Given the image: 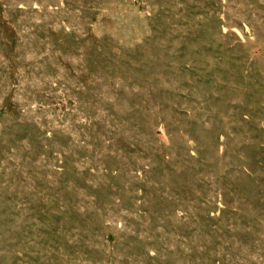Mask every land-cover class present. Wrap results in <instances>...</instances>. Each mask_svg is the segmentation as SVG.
<instances>
[{"label": "rangeland", "instance_id": "1", "mask_svg": "<svg viewBox=\"0 0 264 264\" xmlns=\"http://www.w3.org/2000/svg\"><path fill=\"white\" fill-rule=\"evenodd\" d=\"M0 264H264V0H0Z\"/></svg>", "mask_w": 264, "mask_h": 264}]
</instances>
